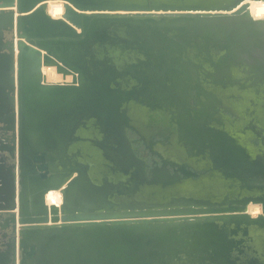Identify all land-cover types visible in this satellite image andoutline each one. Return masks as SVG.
<instances>
[{"label":"water","instance_id":"obj_1","mask_svg":"<svg viewBox=\"0 0 264 264\" xmlns=\"http://www.w3.org/2000/svg\"><path fill=\"white\" fill-rule=\"evenodd\" d=\"M48 1L0 0V264H264V0Z\"/></svg>","mask_w":264,"mask_h":264},{"label":"bare ground","instance_id":"obj_2","mask_svg":"<svg viewBox=\"0 0 264 264\" xmlns=\"http://www.w3.org/2000/svg\"><path fill=\"white\" fill-rule=\"evenodd\" d=\"M49 11L54 17H61L65 12V4L60 0H50L48 1ZM251 11L253 15L257 18L264 17V1H252ZM48 79L51 81L62 80L63 75L57 72L56 67L50 66L45 68ZM70 80L71 77L68 76ZM47 200L49 203L61 204L63 201V194L60 190H52L47 195ZM250 212L256 216L262 212L261 204H251Z\"/></svg>","mask_w":264,"mask_h":264},{"label":"flooded vegetation","instance_id":"obj_3","mask_svg":"<svg viewBox=\"0 0 264 264\" xmlns=\"http://www.w3.org/2000/svg\"><path fill=\"white\" fill-rule=\"evenodd\" d=\"M132 135L134 137H137V135H135L134 133H132ZM8 136L9 135L0 128V138L4 140ZM138 147L139 153L143 157L148 158L151 164L155 163V161H157V163H159L160 165L162 164L161 160L157 156L153 155L150 150L146 148L143 142H140L138 144ZM8 218L9 214L0 212V251L5 249L6 244L10 243L15 235L13 226L7 225Z\"/></svg>","mask_w":264,"mask_h":264}]
</instances>
